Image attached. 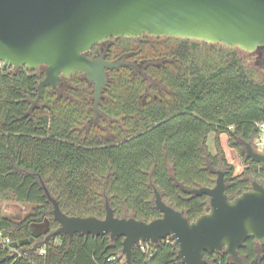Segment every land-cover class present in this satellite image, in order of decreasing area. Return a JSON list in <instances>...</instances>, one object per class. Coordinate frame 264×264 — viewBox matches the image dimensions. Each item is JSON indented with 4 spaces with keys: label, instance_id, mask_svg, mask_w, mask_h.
Masks as SVG:
<instances>
[{
    "label": "trees",
    "instance_id": "obj_1",
    "mask_svg": "<svg viewBox=\"0 0 264 264\" xmlns=\"http://www.w3.org/2000/svg\"><path fill=\"white\" fill-rule=\"evenodd\" d=\"M153 39L114 37L89 52L128 63L107 70L98 110L94 85L82 73L63 77L35 103L45 66L0 64V202L29 207L21 221L0 207V264H127L123 237L63 234L41 245L47 233L35 236L31 225L59 226L46 189L70 216L104 218L108 201L117 217L151 221L162 216L156 187L167 204L194 221L209 211L210 197L184 188L213 187L216 170L224 171L232 199L254 180L262 182L264 168L256 170L253 161L235 174L220 143L227 134L229 147L246 157L244 143L253 141L257 123L264 121V82L252 77L237 51L243 49L217 43L226 55L202 69L198 43L215 44ZM249 53L264 68V45ZM212 133L216 152L208 145ZM7 237L10 243L4 242ZM24 240L29 242L11 247ZM239 254L242 263L225 250L204 257L206 264H264V247L255 238H248ZM131 264L183 263L168 238L134 246Z\"/></svg>",
    "mask_w": 264,
    "mask_h": 264
},
{
    "label": "water",
    "instance_id": "obj_2",
    "mask_svg": "<svg viewBox=\"0 0 264 264\" xmlns=\"http://www.w3.org/2000/svg\"><path fill=\"white\" fill-rule=\"evenodd\" d=\"M173 37L222 43L253 52L264 45V0H0V64L36 69L45 66L38 85L39 103L47 88L56 89L62 77L83 73L95 85L97 110L107 70L125 65L89 52L114 37ZM246 157L264 166V153L244 143ZM213 187L184 188L190 195L210 197L208 212L191 221L182 211L167 204L154 188L155 204L162 216L151 221L117 217L106 202L104 218L70 216L46 189L53 204V217L59 226L40 240L76 233L123 237L122 255L132 262L133 248L141 243L156 244L172 238L183 264H206L205 252L225 250L242 263L239 249L248 238L264 247V184L254 180L252 187L230 198L225 173L216 170ZM29 240L11 243V247ZM35 247V246H34Z\"/></svg>",
    "mask_w": 264,
    "mask_h": 264
},
{
    "label": "rangeland",
    "instance_id": "obj_3",
    "mask_svg": "<svg viewBox=\"0 0 264 264\" xmlns=\"http://www.w3.org/2000/svg\"><path fill=\"white\" fill-rule=\"evenodd\" d=\"M147 36H149V39L151 41H154L153 38L156 37V36H150V35H147ZM189 40H191V39H189ZM198 44H199V46H198L197 52H195V53H196V56L198 59V63L202 69L204 66H206V63H208V64L214 63L215 64V63L219 62L223 58V56L226 55V54L224 55L225 52H223V50L225 48L219 44H215L214 46H208L202 42L198 43ZM237 51L239 53V56H241L242 59L244 60V63L246 64V66L250 69L252 77L258 82H264V68L261 66L258 67L254 63V59H253L254 55L250 54L249 52L239 50V49ZM262 64H263L262 66H264V61L262 62ZM90 83L93 84L92 82H90ZM50 89H52V88H50ZM53 90H55V89H53ZM94 91H95V85H94ZM100 99H101V97H100ZM92 101H93V98H92ZM98 107H99V104H98ZM87 126L88 125H86V127ZM103 129L106 131L109 130L108 123H106L104 125ZM215 139H216V136L213 133L209 136V139H208V145H209V148L212 152H216V141H215ZM220 141H221L220 143H221V145H222V147L226 153L228 160L235 166V174H239V173L243 172L244 169H246L250 166L249 162L246 161V159H245L247 157H243L238 151L229 147L227 134L221 135ZM258 149L260 151L261 148H258ZM28 209H29V207H28ZM43 223H45V224H43ZM31 229L35 233L37 231L46 230L47 229V222L34 223L31 225Z\"/></svg>",
    "mask_w": 264,
    "mask_h": 264
},
{
    "label": "crops",
    "instance_id": "obj_4",
    "mask_svg": "<svg viewBox=\"0 0 264 264\" xmlns=\"http://www.w3.org/2000/svg\"><path fill=\"white\" fill-rule=\"evenodd\" d=\"M0 207H2L4 215L17 221H21L22 219H24L26 213L28 212V207L15 201H1ZM44 231L45 230L37 231L36 233L34 232V234H39Z\"/></svg>",
    "mask_w": 264,
    "mask_h": 264
},
{
    "label": "built area",
    "instance_id": "obj_5",
    "mask_svg": "<svg viewBox=\"0 0 264 264\" xmlns=\"http://www.w3.org/2000/svg\"><path fill=\"white\" fill-rule=\"evenodd\" d=\"M252 144L254 146V149L260 153H264V121L257 123V133L252 141ZM258 148H261L260 151ZM262 183L264 184V176L262 178ZM4 242L10 243L11 240L7 237L4 239ZM148 243H141L142 246L146 245ZM41 253L44 252V249H41ZM116 257L113 256L110 259H115Z\"/></svg>",
    "mask_w": 264,
    "mask_h": 264
},
{
    "label": "flooded vegetation",
    "instance_id": "obj_6",
    "mask_svg": "<svg viewBox=\"0 0 264 264\" xmlns=\"http://www.w3.org/2000/svg\"><path fill=\"white\" fill-rule=\"evenodd\" d=\"M110 39H111V38H110ZM108 40H109V39H108ZM106 41H107V40H106ZM104 42H105V41H104ZM89 55H90V54H89ZM90 56H91V55H90ZM96 56H103V55H102V53H100V54H99V53H96V55L91 56V57H96ZM103 57H104V56H103ZM104 58H105V57H104ZM105 59H106V58H105ZM125 65H128V63H126ZM122 66H123V65H122ZM75 74H77V73H75ZM82 74H83V73H82ZM84 75H85V74H84ZM70 77H71V76H70ZM62 78H63V77H62ZM66 78H69V77H66ZM61 80H62V79H61ZM61 80H60V82H61ZM60 82L58 83V86H59ZM57 88H58V87H57ZM57 88H56V89H57ZM56 89H55V90H56ZM246 159H247V158H246ZM247 160H250V159H247ZM251 161H252V160H250V161H248V162H251ZM252 164L254 165L253 162H252ZM261 168H264V166H262V165L259 164V166H258V168H257L256 170H259V169H261ZM262 178H263V176H262Z\"/></svg>",
    "mask_w": 264,
    "mask_h": 264
}]
</instances>
